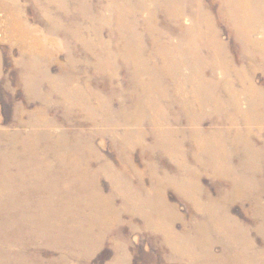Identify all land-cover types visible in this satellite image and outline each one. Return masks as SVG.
<instances>
[{
  "label": "rangeland",
  "instance_id": "rangeland-1",
  "mask_svg": "<svg viewBox=\"0 0 264 264\" xmlns=\"http://www.w3.org/2000/svg\"><path fill=\"white\" fill-rule=\"evenodd\" d=\"M0 1V264H250L231 251L262 256L263 23L248 36L245 55L222 15L224 1L200 0L232 62L225 85L237 96L230 100L210 61L207 22L196 38L185 31L195 0L179 18L166 0H121L122 25L111 0ZM228 3L239 14L241 7L264 13V0ZM98 44L115 52V64ZM127 45L143 57L140 70L117 54ZM187 45L193 72L182 67L179 75L192 80L176 87L182 80L162 71L157 51ZM155 69L161 85L149 84ZM242 72L252 97L236 79ZM200 74L219 84L221 112L194 103ZM144 84L152 86L146 94ZM217 148L233 172L213 168Z\"/></svg>",
  "mask_w": 264,
  "mask_h": 264
},
{
  "label": "bare ground",
  "instance_id": "bare-ground-1",
  "mask_svg": "<svg viewBox=\"0 0 264 264\" xmlns=\"http://www.w3.org/2000/svg\"><path fill=\"white\" fill-rule=\"evenodd\" d=\"M112 1V3H114V4H112V12H113V17H116V18H118V16H120V25H122V16L124 15V13H127V11H125V12H123V10H121L120 9V6H119V1H121V0H111ZM147 1V0H146ZM149 1V0H148ZM153 1H156V0H153ZM158 1H160V0H158ZM224 2L222 3V4H224V8H225V11L223 12V14L222 15H224V17H225V19L227 20V23L230 25V26H232L233 25V27H235V29H236V33L238 34V39L237 40H240V43H239V45H240V48L241 49H243V51L242 52H244V54L246 53V44H247V42L249 41V38H248V36L250 35V33H253V32H256L257 31V29H259V27H260V25H262V23L264 24V13L263 14H261V15H259V17H257L255 14H257L256 13V11H255V9H257V10H259L258 8H255V9H253V8H250L249 9V11H248V9L246 8V7H241V10H242V13H237V12H235V10L233 9V8H230L231 7V5L228 3L229 2V0H223ZM1 2V1H0ZM110 2V1H109ZM131 2V1H130ZM135 2V1H134ZM141 2H143V3H145V1L144 0H142ZM150 2V1H149ZM185 2H187V0H166V5H167V8H170V11H168V12H170V16L172 17H176V18H179L180 16H182L181 14H182V11H183V5L185 4ZM128 3V2H127ZM158 3V2H157ZM130 4V3H129ZM124 5V4H123ZM134 5V4H133ZM162 5V4H161ZM191 5H193V4H191ZM195 5H196V8H197V15H196V17H195V19H194V21L192 22V24L187 28V29H185V31L187 32V34H188V36H191L192 38H190V39H193V38H196V33H200V26H199V24L200 23H202V24H204L205 22H207V25H208V27L210 28V35H209V38H208V49L210 50V53H211V57H212V59L210 60L211 61V64H212V66L213 67H217L218 68V70H220L221 72H222V76L224 77V80L222 81L223 83H224V85H220L221 87L220 88H223V90H224V92H226V95H227V97H229L230 98V100L234 97V96H237L236 94H234L235 93V91H234V93L231 91V88L229 87V85H228V83H226V85H225V82H227L228 81V79H230L229 78V73H227L228 71V67L229 66H231L232 64V62H231V60H230V58H229V54H228V49L226 48V46H225V44L224 43H222L220 40H219V38H218V36H217V26L215 25V24H213V21H212V17L211 18H209L204 12H203V10H202V4H201V2H200V0H195ZM126 6H128V4L126 5ZM156 6V5H155ZM159 6H160V4H159ZM189 6V5H188ZM142 7V6H141ZM157 9V8H156ZM128 10H130V8L128 9ZM191 10V9H190ZM148 11V10H147ZM254 12V13H251V12ZM154 12V11H153ZM262 12H264V10L262 11ZM45 14V13H44ZM48 14V13H47ZM129 14V13H128ZM169 14V13H168ZM192 16V15H191ZM241 18L243 19V20H246V21H252V19L253 20H257L258 22H259V24H258V26H255V27H252V28H247L246 26H243L242 24H241ZM97 19V18H96ZM224 19V18H223ZM94 22V21H93ZM150 22V21H149ZM200 22V23H199ZM149 26V25H148ZM153 27V26H152ZM234 29V30H235ZM97 30V29H96ZM202 31H203V29H202ZM205 31V30H204ZM204 31H203V33H204ZM26 32H28L27 30H26ZM25 32V33H26ZM123 32V31H122ZM153 32V31H152ZM184 34H186V33H184ZM24 35H26V34H24ZM23 35V36H24ZM132 37V36H131ZM205 38H207V37H205ZM101 40V39H100ZM204 40V39H203ZM189 41H191V40H189ZM188 41V42H189ZM252 41H254V40H252ZM101 42H103V41H101ZM195 42H197V39H195ZM87 43V42H86ZM90 43V42H89ZM187 42L185 41V44H186ZM198 43V42H197ZM250 43H252V42H250ZM255 43H256V41H255ZM39 44V43H38ZM91 44V43H90ZM90 44H88L87 46L88 47H90L91 46V48H92V44L90 45ZM102 44V43H101ZM179 44H182V43H180L179 42ZM178 44V45H179ZM193 44V43H192ZM191 44V45H192ZM99 46H100V44H98ZM184 44H182V46H183ZM190 45V44H189ZM197 45V44H196ZM164 46V45H163ZM188 46V45H187ZM193 46V45H192ZM204 46V45H203ZM253 46V45H252ZM101 48H102V50H103V52H102V55L104 54V55H106L105 57H107L108 59V61H110V63H112V64H115V62H116V55L112 52V51H106V50H104L103 49V47H102V45L100 46ZM162 47V46H161ZM178 47V46H177ZM180 47L181 46H179V49H180ZM186 47V46H185ZM202 47V46H201ZM247 47H248V45H247ZM188 49H189V46H188V48H186V49H183V50H176L175 48H173V47H171L170 48V46H169V48L168 47H162V48H160V51H157L158 53L160 52V56L162 57V71L164 70V72L165 73H170V75H169V79H172V80H178L179 81V79H181L182 80V83H180V82H177V83H179V84H177L176 85V87L178 86V85H183L184 86V84H186V83H188L189 81H191L192 80V78H191V80H190V76L188 75V76H181V75H179V73H180V70L182 69V67H186V68H188V69H190V71H192V68H193V65H194V63L195 62H193V60L195 59V55H194V53H191L190 54V52H188ZM204 49V48H203ZM262 49V48H261ZM139 51V50H138ZM140 51H142V50H140ZM116 52H118L117 54L118 55H120L121 56V58L122 59H124V60H126V62L128 63L129 62V64L134 68V69H136V70H140L141 69V67L142 66H144V59H143V57L141 56V54L139 53V52H137V50H136V48L134 47V46H131V48H130V46H126L125 48H121V49H119L118 51H116ZM199 52V51H198ZM101 55V54H100ZM101 55V56H102ZM103 55V56H104ZM198 55V54H197ZM245 55H247V54H245ZM151 57V56H150ZM246 57V56H245ZM98 58H99V56H98ZM119 58V57H118ZM100 59V58H99ZM186 59H188V60H186ZM199 59V58H198ZM106 60V61H107ZM209 61V60H208ZM247 61V60H246ZM105 62V61H104ZM263 62V61H262ZM31 63V62H30ZM107 63V62H106ZM109 63V64H110ZM153 63V62H152ZM202 63V62H201ZM103 64V63H102ZM198 64V63H197ZM200 64V63H199ZM33 65V64H32ZM107 65V64H106ZM203 65V64H202ZM140 67V68H139ZM198 69V68H197ZM148 70V69H147ZM195 70V69H194ZM158 71V72H157ZM189 71V70H188ZM227 71V72H226ZM245 71V70H244ZM161 71L158 69H155V74H153L154 75V77H153V75H152V72H150L151 73V75H150V79H151V81L149 82V84L151 83V85H153L154 83V81H155V83H158V84H160L161 85V83L163 82V80L161 81V79H160V77L158 78V74L160 73ZM193 72V71H192ZM237 72V71H236ZM163 73V72H162ZM142 74V73H141ZM184 74V73H183ZM160 75V74H159ZM162 75H164V74H162ZM178 75H179V77H178ZM191 75V74H190ZM231 75V74H230ZM205 76V75H204ZM163 77V76H162ZM34 78V77H33ZM204 77L200 74V76H196L195 78H194V82L196 83V85H195V89L196 90H194V91H197V93L195 94V99H193L194 100V103H198V105H200V110L201 111H203V110H206V109H208V107H212V110H213V112H214V114H215V112L217 113L218 111H220V110H223V109H225V106H224V104L223 103H216V99H217V97L215 96V94H214V91H215V88H216V86H219V84H211L210 86L204 81V79H203ZM248 78V76H247V74H246V77H245V73H236V79H238L239 80V82L241 83V82H243L244 81V83H246L247 81H246V79ZM31 79V78H30ZM147 79H148V77H147ZM158 79H160V80H158ZM163 79V78H162ZM29 80V79H28ZM180 80V81H181ZM248 80V79H247ZM161 82V83H160ZM175 82V81H174ZM184 83V84H183ZM31 84V83H30ZM143 84V83H142ZM163 84V83H162ZM191 84V83H190ZM241 84H243V83H241ZM160 85H158V86H160ZM244 85V84H243ZM155 86V85H154ZM193 86V85H192ZM151 87L152 86H150V85H148V84H144V87H143V90H144V93L146 94V93H148L149 91H150V89H151ZM163 88V87H162ZM193 88V87H192ZM198 88V89H197ZM219 88V89H220ZM253 87H252V85H250V86H246V85H244V88H243V92H244V94L246 95V96H253L255 93H252V91H253V89H252ZM178 89V88H177ZM152 90V89H151ZM155 90V89H154ZM157 91V90H156ZM71 92V91H70ZM243 92H242V95H243ZM255 92V91H254ZM77 93H78V91H73L72 90V92H71V96H77ZM144 94V95H145ZM165 95V94H164ZM158 96V95H157ZM161 96H163V95H161ZM71 98V97H70ZM73 98V97H72ZM237 98V97H236ZM151 99V98H150ZM154 99V98H153ZM111 100V99H110ZM148 101V100H147ZM237 101V100H236ZM251 101V100H250ZM249 101V102H250ZM152 101H150V103H151ZM161 102V101H160ZM252 102V101H251ZM250 102V103H251ZM154 103V102H153ZM185 103V102H184ZM192 103V102H191ZM253 104H255V102L253 103ZM87 105V104H86ZM94 105V104H93ZM149 105V104H148ZM187 105V104H186ZM196 104H194V106H195ZM153 106H155V105H153ZM156 106H158V105H156ZM232 106V105H231ZM168 107V106H167ZM253 107V106H252ZM251 107V108H252ZM154 108V107H153ZM160 108V107H159ZM145 109V108H144ZM151 109V108H150ZM193 110H194V108H192ZM88 110V109H87ZM154 110V109H153ZM160 110V109H159ZM186 110V109H185ZM257 110V109H256ZM262 110V109H261ZM90 111V110H89ZM157 111H158V109H157ZM196 111V110H195ZM255 111V110H254ZM221 112V111H220ZM84 113V112H83ZM189 113H190V111H189ZM249 113V112H248ZM264 113V112H263ZM92 114V113H91ZM151 114V113H150ZM228 114V113H227ZM240 114V113H239ZM192 115V114H191ZM230 115H232V114H230ZM250 115H251V113H250ZM260 115V114H259ZM87 116V115H86ZM253 116V115H252ZM157 118V117H156ZM159 118V117H158ZM239 118V117H238ZM254 118V117H253ZM231 119H232V117H231ZM251 119V118H250ZM117 120V119H116ZM159 120H161V119H159ZM240 120H242L241 118H240ZM264 120V119H263ZM262 120V121H263ZM163 122V121H162ZM161 122V123H162ZM230 122V121H229ZM237 122V121H236ZM152 123H154V121L152 122ZM235 123V122H234ZM196 124H197V122H196ZM202 125V124H201ZM233 125V124H232ZM182 127V126H181ZM179 128V127H178ZM169 130V129H168ZM168 132V131H167ZM250 134V133H249ZM192 135V134H191ZM226 135H227V133H226ZM132 136V135H131ZM165 136H167V135H165ZM222 136V135H221ZM220 136V137H221ZM249 136V135H248ZM158 137V136H157ZM163 137V136H162ZM168 137V139L166 138V144H170V137L169 136H167ZM209 137V136H208ZM234 137V136H233ZM240 137V136H239ZM197 138H198V136H197ZM217 138H219V137H217ZM243 138V137H242ZM159 139H161V138H159ZM210 139V138H209ZM208 139V140H209ZM249 139V138H248ZM162 140V139H161ZM197 140V139H196ZM212 140V139H211ZM194 141V140H193ZM214 141V140H213ZM222 141V140H221ZM228 141V140H227ZM235 141V140H234ZM242 141H244V140H242ZM241 141V142H242ZM247 141V140H246ZM178 142V141H177ZM191 142V141H190ZM200 142H201V140H200ZM223 142V141H222ZM240 142V143H241ZM134 143V142H133ZM161 143V142H160ZM193 143V142H192ZM207 143V142H206ZM218 143V142H217ZM221 143V142H220ZM249 143V142H248ZM197 144V143H196ZM202 144V143H201ZM205 144V143H204ZM208 144V143H207ZM227 144V143H226ZM229 144V143H228ZM236 144V143H235ZM167 145V146H168ZM171 145V144H170ZM175 145V144H174ZM218 145V144H217ZM239 145V144H238ZM247 145V144H246ZM252 145V144H251ZM154 146H155V144H154ZM208 146H211V145H208ZM220 146V145H219ZM236 146V145H235ZM240 146V145H239ZM156 147V146H155ZM158 147V146H157ZM160 147V146H159ZM176 147V146H175ZM177 147H179V146H177ZM206 147L207 146H205L204 147V149H206ZM212 147H213V145H212ZM237 147V146H236ZM171 148V147H170ZM218 148H220V147H218ZM218 148L214 151V152H212V157H211V159L213 158V156H214V158H215V160H216V162L214 163V164H212V165H214V169H216V171L218 170V172H220V171H222V170H225L227 173L228 172H233V171H230L231 169H229V171H228V169L226 168V165H227V163H228V159H227V157H225L224 155H223V152H222V155L220 154L221 152H219L218 151ZM239 148V147H238ZM194 149V148H193ZM203 149V148H202ZM242 149V148H241ZM247 149V148H246ZM164 150V149H163ZM181 150V149H180ZM183 150V149H182ZM200 150V149H199ZM210 150V149H209ZM223 150V149H222ZM221 150V151H222ZM172 151V150H171ZM201 151V150H200ZM206 151V150H205ZM210 152H211V150H210ZM198 153V152H197ZM226 153V152H225ZM254 153V152H253ZM257 153V152H256ZM249 155V154H248ZM183 156V155H182ZM186 157V156H185ZM184 157V158H185ZM256 157V156H255ZM208 158V157H207ZM261 158V157H260ZM201 159V158H200ZM210 159V160H211ZM246 159V158H245ZM182 160L183 159H181V162H182ZM187 160V159H186ZM215 160H213V162L215 161ZM198 161V160H197ZM205 161V160H204ZM210 162V161H209ZM205 163V162H204ZM228 164H230V163H228ZM182 165H183V163H182ZM232 166V165H231ZM229 167V166H228ZM233 170V169H232ZM237 172V171H236ZM226 173V174H227ZM264 174V173H263ZM193 175V174H192ZM227 176V175H226ZM189 191V190H188ZM243 191V190H242ZM244 192H245V190H244ZM243 192V193H244ZM239 195H241V194H239ZM150 198V197H149ZM214 213V212H213ZM209 215H210V213H209ZM218 219V218H217ZM148 222H149V220H148ZM212 222H214L213 224H212V226L214 227L213 229H215V228H217V229H219V226L218 225H222L221 224V222H216L215 220L214 221H212ZM223 222V221H222ZM151 224V223H150ZM160 224V223H159ZM164 224V223H163ZM224 226V225H223ZM163 227V226H162ZM159 228H160V226H159ZM167 229H168V227H166ZM170 228V227H169ZM227 229V228H226ZM226 231V230H225ZM228 232H230V231H226V236H228L229 238H230V234L228 233ZM169 241H172V239H173V236L172 237H170V235L169 236H167L166 237ZM227 238V237H226ZM182 239V238H181ZM185 244H189V243H185ZM245 244H247V243H245ZM231 247L232 248H236V247H234V245L232 244V242H231ZM241 245V244H240ZM232 252V257L235 259V260H240L241 259V261H243L244 259H246V260H248L247 262H249L250 264H255V263H253V262H257L258 260H259V258H260V264H264V253L262 254V256L261 255H258V256H250V255H247L246 257H244V256H242V253H239V252H237V251H235V250H233V251H231ZM246 252V251H245ZM244 253V252H243ZM261 253V252H260ZM225 257V256H224Z\"/></svg>",
  "mask_w": 264,
  "mask_h": 264
}]
</instances>
